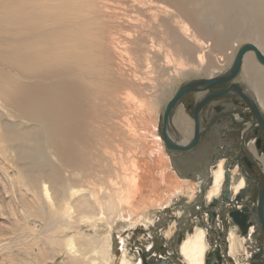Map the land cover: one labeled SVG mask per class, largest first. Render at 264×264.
<instances>
[{"label":"bare ground","instance_id":"6f19581e","mask_svg":"<svg viewBox=\"0 0 264 264\" xmlns=\"http://www.w3.org/2000/svg\"><path fill=\"white\" fill-rule=\"evenodd\" d=\"M108 1L111 0H0V132L6 134H0V152L8 154L11 137L22 146L34 142L39 147L49 140L43 149L57 157L62 170H55L49 178L39 177L41 184L24 186L27 192H39L41 214H45V203L55 212H62V217L54 221L55 232L67 238V259L72 264H114L112 233L116 225L130 224L129 229L134 230L140 223L147 227L145 218H134L141 203L130 206L139 189L132 188L131 197L123 187L111 189L105 184L127 178L136 183L144 179L140 171L147 172L135 161L129 168L124 167L121 158L117 163L112 155L116 142L112 137L120 136L116 143L124 148L129 137L136 151L142 149L154 158L163 154V141L157 134L154 116L145 128L138 127V132V123L134 125L129 118L123 119L125 125H120V129L116 123L120 119L116 112L118 103L122 102L121 118L128 116L130 102L143 92V82H148L152 73L157 77L166 74L175 58L188 56L202 63L205 43L199 37L212 41L217 50L228 48L239 39L252 41L264 55V0H112V7ZM249 53L244 56L238 77L241 72L247 75L252 87L249 95L264 106V67ZM230 61L232 57L222 63L228 66ZM196 94H200L198 102L204 94ZM155 102L149 107L153 109ZM179 103L170 114L167 132L174 143L185 145L193 139L194 130L190 141L183 143L186 138L172 123ZM30 123L34 124L35 134L25 130ZM191 128L186 123L182 127L183 131ZM201 129L205 130L202 124ZM223 129L225 134L236 131L228 124ZM149 135L158 147L150 151L145 146ZM10 156L17 157L14 152ZM106 161L111 167L106 168ZM216 163L212 173L199 174L198 191L204 192L202 184L208 187L204 192L207 202L222 195L226 180L224 161L219 159ZM238 172H230L232 200L251 184ZM75 197L78 199L73 200ZM80 219L90 220L93 234L79 230ZM99 224L107 226L106 234L97 232ZM229 226L230 255L239 263L250 256H241L240 249L246 243L252 244L253 227L244 238L235 226ZM72 230L77 231L68 237L66 232ZM172 234L173 230L166 237ZM206 238V232L199 229L182 242L179 253L185 264H205ZM121 241L120 264L141 261L127 260V241Z\"/></svg>","mask_w":264,"mask_h":264},{"label":"rangeland","instance_id":"374dc122","mask_svg":"<svg viewBox=\"0 0 264 264\" xmlns=\"http://www.w3.org/2000/svg\"><path fill=\"white\" fill-rule=\"evenodd\" d=\"M115 1L116 0H114V2ZM107 5L112 7L114 5L113 1H108ZM199 40H202L205 43V59L202 63L195 59H189L188 56L175 58V61L169 65V70H167L166 74L158 75L157 77L156 73H152L148 77V82L147 80L143 82V92L137 96L136 100H132L130 102L131 109L129 110L130 114L128 116H123L121 118L122 110L120 111L119 106H122V102L118 103L119 106L116 111L120 118L119 120H116V123L119 124L118 127L120 129L123 128L120 126L125 125L123 119L129 118L134 125L138 123L135 126V128L137 127L136 131L138 132V127L140 129L145 128L144 126L147 125H145V123L148 121L150 122L154 116L157 118V134L163 141L164 149L163 154L160 157L154 158L152 156L150 157V155L142 151V149L139 150L140 152L136 151L135 146H133L129 140V137L126 138L127 147L124 148L117 144V141H120V136H115L114 138L111 136L112 139L117 142H114L112 145V155L117 163L120 162L119 159L121 158V163L124 165V167L129 168L131 166V162L135 161L138 166L142 167L144 170H147L146 173L140 171L144 179L136 183H132L130 178H127L126 180H120L119 182L115 179L113 182L111 181L109 183H105L111 189H120L123 187L126 195L131 197L133 196L131 189L137 187L139 189V193L134 196L135 200L130 204V206H133L132 204H137L140 206L141 203L142 207L136 210L134 218H145L147 222V227H145L143 223H140V225H137L138 228L136 230L129 229L130 224L123 223L116 225L112 233L114 239V264H120L119 261H121L123 255L121 239H125L127 241V247L125 249L127 253L126 259L132 263H135V260L140 259V256L142 255L148 256V254H145L147 250H151V248L156 247L157 252L162 253L163 255L164 251H169L170 253L174 251L175 256H177L178 259L180 258L182 264H185L184 260L180 257V245L185 239H187L199 229L206 232L208 248L207 254L213 253V248L220 244L219 233L217 232L216 234L214 231H210L208 229V217L206 218V214L202 210V212H200L199 209L201 203L205 202L206 205L210 204L206 201L205 195L199 193L198 191L199 174H206L205 170L208 167L206 168L204 165L207 164V161L211 159V157L217 151L221 152L220 162L224 161L225 171L230 166H234V169H230L229 173H234L236 170H238L236 168L238 166L235 165L237 163H235V160H237L236 154H232L233 151H224L226 149L225 144L227 143L225 138L227 140L228 137L223 136L224 130L222 131V129L225 127V125L221 126L220 123L224 122L225 124L229 125L230 119L233 118L232 115L238 112L236 110V105H240V107L243 109L242 111L251 112V110L244 102L238 101L236 97H220L214 99L212 101L215 104L212 106V109H215L213 113L206 114L208 111H206L207 108L204 109L202 113V117L207 116V119L209 118L213 124L212 128L215 129V132L207 136V143L204 144L211 149V152L204 153L203 156L199 154H195L193 156L194 153L192 154L191 152H187L189 155L192 154V157H186L188 158V162L186 159H180L181 157H178L180 159L179 164L178 161L172 162L173 159L171 156H169V153L166 149L162 137L163 117L168 102L177 93L182 85L190 80L211 78L225 73L231 67L239 48L253 42L242 41L239 39L234 41V43L228 48L217 50L213 47V42L209 41V39H202L199 37ZM249 54L256 57L255 53L253 52H250ZM231 57L232 61H230L228 66L227 63H222L225 58ZM220 59H222V61H220ZM254 62L255 61H253V66L255 64ZM180 63L182 64V67H180ZM259 66L263 67L261 64ZM218 67H220V69H217ZM181 68H183L182 71H180ZM236 82H239L245 91L251 93L252 87L247 82V75H245L244 72H241L240 76L236 79ZM226 88L227 87L224 86L218 89H210L209 92L214 90H224ZM148 89L150 91H148ZM193 95L194 98L190 99V97ZM199 97L200 94L187 95L175 109V112H178V114L182 113L186 119L185 123L192 126V128L188 129L187 131H183L182 129L184 124L181 126V129L177 128L178 132L187 133L189 138H191L193 134L192 122L194 120V106L196 100H198ZM231 100H234L235 103H239L233 105ZM257 101V104L262 109L264 115V106L261 105L259 100ZM153 102L157 104L155 107L153 106L154 108L152 109L149 107V105H151ZM159 102L160 104H158ZM140 105L142 107H140ZM212 109L210 111H212ZM226 109H228L231 113L227 112ZM149 115H151V118ZM216 115L217 117L213 119V117ZM236 116L237 117H235V119L239 121V115L236 114ZM252 120L255 121L254 116ZM33 125V123L26 125L25 130L28 133L35 134L36 130H33ZM254 125H256V127L259 126L257 121H255ZM1 126L6 128L4 125ZM244 126L247 125L243 124V126L240 127V131H234L232 134L234 136L241 135V128ZM229 127L231 128V125H229ZM202 128H204L203 125ZM17 129L18 128H16V131ZM8 130L12 131V129ZM171 133L174 138L177 137L173 130H171ZM0 134L5 133L1 131ZM257 137H259V134ZM12 138L13 137H11L10 142L7 144L9 148L8 154L0 152V264H72L67 259V253L69 249L66 243L67 238L63 237L64 235L58 236V234L55 232L56 226L54 225V221H56L57 218L62 217V212H55L56 210L54 208H51L45 203V214H41L40 210L42 208L40 207V203L37 202V196L39 195V192L34 193V190L33 192H27L24 186V184L28 183L30 185L36 186L41 184V182L38 180L39 177L40 179H43L45 176L46 178H49L50 175L54 176L53 172L55 170H62L61 163L56 156L54 157L53 154L51 155L48 151L43 149V145L49 142V140L37 147L34 142H32L30 145L25 144L22 146L17 143L18 139L15 137L13 139ZM147 140L148 141L145 146L147 149H149V151L152 148H158L157 144L153 142L154 138L151 135L147 136ZM237 147L238 146L235 148L236 150ZM196 149L197 147L193 150ZM247 150L252 151L251 154L248 153ZM12 152L16 154V158H12L10 156ZM253 154L261 161V168L263 169L264 155L260 157L255 147L251 145L250 135L247 136L244 155H247V157L250 158L251 155L253 156ZM179 155H181V153H179L178 156ZM165 156H167V159ZM189 159L192 160V162H190ZM106 164L108 167H104H111L110 161H106ZM213 168L214 165H210L211 170L209 169L207 171L212 173ZM161 171L164 172V175H161ZM137 184H139L140 187L136 186ZM209 184L210 182L208 181L207 185L209 186ZM202 186L203 188H208L204 184H202ZM225 187L226 184L224 182L222 190H225ZM193 193L194 195H192ZM245 198L244 200L242 199V201H247ZM75 199H78V197L73 198V200ZM216 199L221 201V194ZM166 202H168L167 207H165ZM219 207L220 209L222 208L221 211L223 212H220L222 222L220 220L217 221L218 227L220 223L224 224L227 214V207ZM237 207H241V205H237ZM131 210L135 211V209ZM34 215H37L40 218L29 219V216ZM40 219H43V221ZM78 222L80 223L78 227L81 232L84 231L86 234L94 233L90 228L91 223L89 219H80ZM171 230H173V234L167 238L166 233L170 232ZM76 231L77 230H72L71 232L66 233L68 234V237H72ZM97 232L102 235L106 234L107 226L99 224ZM216 238H219L217 242H215ZM225 238L226 240L228 239L227 233L225 234ZM225 238L222 237L220 241H223ZM223 245L224 244L221 243L220 247L224 248L225 245ZM249 245L251 246V244ZM245 247L246 246H244V249H240L242 255L244 254V251L248 253ZM228 251L230 254L229 248ZM138 252H140V256L138 255ZM229 256L231 255H227V257ZM135 264H141L140 260H138Z\"/></svg>","mask_w":264,"mask_h":264},{"label":"water","instance_id":"95a60500","mask_svg":"<svg viewBox=\"0 0 264 264\" xmlns=\"http://www.w3.org/2000/svg\"><path fill=\"white\" fill-rule=\"evenodd\" d=\"M248 52H253L256 55V58L258 62L264 67V55L261 52V50L254 44H247L243 46L241 49L238 50L235 59L231 65V67L223 74L216 76V77H211L210 79H202V80H197V81H191L185 83L181 88L177 91V94L174 96V98L170 101L169 106L167 107V110L165 112L164 118H163V127H162V137L164 138L165 146L166 149L169 153V155L172 157L173 161L174 160H180L178 157H180L183 153L191 152L193 149L196 147H199L203 144H206L207 141V136L211 135L213 132H215L214 128H211V121L209 118L207 119V116L202 117V113L204 109H206L207 113H213L215 110L214 108L212 109V106L215 104L212 102L214 99L220 98V97H236L238 101H243L246 104H248L251 114L254 116L255 121L258 123V127H255V121L252 120V127L250 131L251 135V141L253 143L258 139V134L259 130H262L264 133V118L262 116V113L255 102V100L249 95L248 91H245L243 86L239 83H236L235 80L238 77L241 67L244 61V56ZM226 86L227 88L224 90H214L212 92H209L210 89H218L221 87ZM197 92H201L203 97H201V100H199L195 104L194 108V122H195V128H194V137L193 139L183 145L181 143L177 144L174 143L173 140L168 135V122L169 118H171V112L172 110L176 107V105L181 102L184 97L187 95L191 94H196ZM231 103L238 104L239 102H234V100H231ZM214 104V105H213ZM212 109V111H210ZM219 110V109H218ZM207 120V121H206ZM201 124L205 128V130L201 129ZM254 130V132H253ZM206 132V133H205ZM205 133V135H204ZM246 133V132H245ZM243 134V140H246L247 134ZM254 137V138H253ZM253 138V140H252ZM243 142V141H242ZM245 142L241 143L237 147V150H233L232 154H236V158L238 159L239 155L245 154V148H244ZM205 152L210 153L211 149L205 145ZM181 152V155L178 156V154ZM218 152V151H217ZM215 152V154L207 161V164L211 162V164L208 165V170L210 168V165H215L214 163H218L219 159L221 158V152ZM217 155V156H216ZM216 163V164H217ZM236 165V164H235ZM253 165H256V162L252 157H247L244 158V168L247 172L251 173L252 172V167ZM206 166V165H204ZM243 166L241 164L238 165L239 172H241L244 175H247L248 173L242 168ZM234 169V166H230L227 168L226 176H225V190H223V195H222V200L221 202L225 205L226 209V219L224 220V224L220 223L219 227L217 225V221H221V216H218V213L214 211V208L217 207L218 204V199H214L213 202L209 205H205L204 203H201V206L199 207L200 212H204L206 214V217H209V223H208V229L211 231H214V233L217 234L219 233L220 240L225 238V234L228 232L229 225L232 224L237 228L239 231V235L242 237H248L249 235V230L252 225L251 220H256L258 221L257 224L259 226H263L264 228V187L260 190V216L258 217H253V215L256 213V209H253L254 214H252L249 210V208H244L243 201L245 197H242L240 193L235 196V199L232 200V198L229 196L230 195V188H229V179H230V173L229 170ZM243 169V170H242ZM249 175V174H248ZM251 175V174H250ZM205 187H204V192H205ZM204 192H199L203 195ZM237 205H241V208H238ZM202 210V211H201ZM204 214V215H205ZM202 217V215H201ZM253 217V218H252ZM222 222V221H221ZM219 238H216L217 242ZM219 243H223L225 245L224 248L220 247V244L217 245L215 248H213L212 253L209 254V259L206 260V264H236L234 261V258L231 256L227 257L229 254L228 248H229V241L223 239V241H220ZM216 244V243H215ZM223 245V246H224ZM263 248V247H262ZM261 248V251H262ZM228 251V254H227ZM254 257L251 255V259L247 260V262H253ZM248 264V263H247Z\"/></svg>","mask_w":264,"mask_h":264},{"label":"flooded vegetation","instance_id":"af4514ba","mask_svg":"<svg viewBox=\"0 0 264 264\" xmlns=\"http://www.w3.org/2000/svg\"><path fill=\"white\" fill-rule=\"evenodd\" d=\"M236 110L238 112H236L234 114L232 113L233 118H231L232 120L230 119V122H229V125H231V128L233 127V128H235L236 131H240V127H242L243 124L247 125V126H244L243 128H241L242 134L239 136H234L232 134V132L231 133L229 132L230 134L224 133L223 136L228 137L227 140L225 138V141L227 143L225 144L226 149L224 151H233V150H235L236 146L241 145V143H243V142H245L244 148L246 149L247 136H250V131H251V127H252L251 123H252L253 115L251 114L250 111H242L243 109L240 107V105H236ZM226 111L229 112L228 109H226ZM229 113H231V112H229ZM236 114L239 115V117H240L239 121H236V119H235ZM216 117H217V115L215 117H213V119H215ZM220 124H221V126L225 125L224 122H221ZM218 126H220V125H218ZM212 127H213V124L211 125V128ZM255 127H256V125H255ZM223 130L224 129H222V131ZM244 133L247 134L246 140H243V137H242ZM240 139L243 142L240 141ZM239 141H240V143H239ZM256 144L259 146V151H260V152H258V151L257 152L259 153V156L262 157L264 155V133L262 130H259V137L256 140ZM256 144H255V142L253 143V141H251V145H253L255 147V149L258 150L256 147ZM253 156H254V154H253ZM244 158H246V156L244 154L239 155L238 159L235 160V163L237 162L236 165L238 166L239 164H241L243 166ZM255 159H257L255 161L256 165H253L251 173L247 172L245 170L244 166L242 167L249 174V175L247 174L245 176H246L248 183H251V184L245 188L244 192H240V195L242 197H246L245 200H247V201H243L244 202V208H251L252 211H253V209H256V212L257 211L258 212L255 213L253 215V217H255L257 214V217L259 218V216H260V204H259L260 193L259 192L264 187V167H263V169L261 168V161L257 157H255ZM215 166L216 165H214V168H215ZM207 170H205V173ZM238 170H239V168H238ZM239 173H241V172H239ZM222 192H223V190H222ZM212 202H213V200L209 203L211 204ZM219 206L224 207L225 205L221 201H219V205L216 208H214V211L218 213V216H221L220 212H223V211H221L222 208L220 209ZM238 208H241V207H238ZM208 220H209V217H208ZM251 222H252L251 227H253L252 232H251V235H252L251 237L253 238V241L251 242L252 243L251 246L249 245L250 242L246 243L247 245L245 244L246 245L245 248L249 253L248 255H250L249 257H251V255H252L255 259L253 262H251V261L247 262V259L249 258L247 256V259H243V258H246V257H243L239 263L240 264H247V263L248 264H264V255H263L264 254V228H263V226H259L257 224L258 221H256V220H251ZM253 231H255V232H253ZM254 237H257V238H254ZM261 248H262V251H261ZM140 252H138L139 256H140ZM243 253L245 254L247 252L244 251ZM143 254H144V252H143ZM145 254H148V256H146V255L140 256V258L142 257V259L140 261L141 264H182V261L180 260V258L178 259V257L175 256L174 251L172 253H170L169 251H167V252L164 251V255H163L162 253L157 252L156 247H154V248H151V250L148 249ZM212 254L214 255V253H212ZM208 259H209V254H207V256H206V260H208ZM206 260H205V264H206ZM239 263H236V264H239Z\"/></svg>","mask_w":264,"mask_h":264},{"label":"crops","instance_id":"0c3cea01","mask_svg":"<svg viewBox=\"0 0 264 264\" xmlns=\"http://www.w3.org/2000/svg\"><path fill=\"white\" fill-rule=\"evenodd\" d=\"M195 95H197V94H195ZM194 96V95H193ZM190 99H192L191 97H190ZM196 102H197V100H196ZM175 117H176V119H175ZM237 117V116H236ZM178 118V119H177ZM185 121H186V119L184 118V116L182 115V113H179L178 114V112H175L174 113V116L172 117V123H173V126L175 127V129L177 130V128L179 129H181V126L185 123ZM193 129L192 130H194V120H193ZM181 131V130H180ZM182 133V135L185 137V138H187L186 139V141H183V143H185V142H188V141H190V139L192 138H189L187 135V133H185V132H181ZM206 133V132H205ZM205 133H204V135H205ZM193 135V134H192ZM189 139V140H188ZM240 141H242V140H240ZM255 144H256V141H255ZM256 147H257V151L258 152H260L259 151V146L256 144ZM205 148H206V146L203 144V145H201V146H199V147H197V149L196 150H193V151H191V153L193 154V156L196 154V155H201V156H203L204 155V153H207V152H205ZM248 151V150H247ZM248 153H250L251 154V151H248ZM192 154L191 155H189V154H187V153H183L180 157V159H186V161H187V159L188 158H186L187 156H190V157H192ZM251 157H252V155H251ZM253 159H254V161H256L257 159H255V157L253 156L252 157ZM191 159V158H190ZM189 159V160H190ZM175 162H177L178 161V164L180 163V160H174ZM188 162V161H187ZM190 162H192V160H190ZM190 213L192 214V212L190 211ZM227 234H228V232H227ZM241 255H242V252H241Z\"/></svg>","mask_w":264,"mask_h":264}]
</instances>
